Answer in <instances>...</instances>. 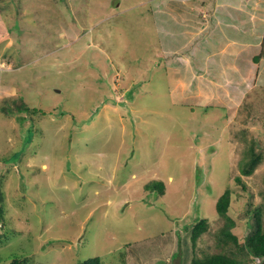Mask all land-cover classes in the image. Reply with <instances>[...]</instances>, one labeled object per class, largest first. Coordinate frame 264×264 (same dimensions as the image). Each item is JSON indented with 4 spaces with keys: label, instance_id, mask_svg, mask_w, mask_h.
I'll return each mask as SVG.
<instances>
[{
    "label": "rangeland",
    "instance_id": "374dc122",
    "mask_svg": "<svg viewBox=\"0 0 264 264\" xmlns=\"http://www.w3.org/2000/svg\"><path fill=\"white\" fill-rule=\"evenodd\" d=\"M146 1L0 0V107L21 97L31 108L63 113L47 116L49 132L27 145L28 123L0 111L7 219L0 224V263L16 255L30 264L95 256L104 264H187L193 254L183 226L206 218L195 256L225 249L240 264H264L218 243L223 220L214 209L228 188L227 215L240 244L249 210L262 207L264 226V66L239 64L234 78L225 67L212 71L216 58H197L217 30L212 0L206 11L192 7L196 0H180L190 1L194 15L170 12L186 31L170 29L174 39L156 46L159 16L151 18ZM3 23L10 32L2 33ZM108 85L112 103L102 101ZM130 90L133 98L119 105ZM82 120L95 131L77 133ZM252 143L263 158L243 175L239 165ZM153 181L163 183V194L150 188Z\"/></svg>",
    "mask_w": 264,
    "mask_h": 264
},
{
    "label": "trees",
    "instance_id": "16d2710c",
    "mask_svg": "<svg viewBox=\"0 0 264 264\" xmlns=\"http://www.w3.org/2000/svg\"><path fill=\"white\" fill-rule=\"evenodd\" d=\"M4 2V1H2ZM147 2V1H146ZM142 6H148V10L150 12V7H149V3L147 2L146 4H143ZM2 9V7H0V10ZM31 15H29L30 17ZM4 26L2 25V33H6V32H10L11 30L8 29L5 26V23H3ZM31 25H36L34 23V21L30 22ZM16 27V26H15ZM1 33V32H0ZM262 45H264V42L262 43ZM264 50V48H262ZM262 50V53L260 52V57L264 54V51ZM20 51H18L19 53ZM8 57V58H7ZM3 58H7L5 59V62H8V60H10V56L6 55L3 56ZM47 58L46 56H44L42 59ZM257 57L254 59L255 61H257ZM20 61V60H18ZM34 63L29 62L28 66L26 67H32ZM20 66H18V63L14 65L15 68H19L21 67V64H19ZM88 67L90 68H97L99 69V73L100 74V66H93L90 65V63L88 64ZM84 70L85 73V67H80ZM92 69V71H93ZM94 72V71H93ZM83 73V74H84ZM35 74L37 76H45L46 73L42 74V75H38L36 72ZM100 77H98L99 79ZM109 79V77H107ZM88 81V80H87ZM146 85V84H145ZM142 85L140 90H144V86ZM169 86V85H168ZM110 87L108 85V91L104 94V96H102V101H108V102H113V99L110 98L112 91H110ZM168 87L166 89V92H168ZM133 98V92L132 90H130L128 93L124 94V97L122 99V101L118 102L119 105H125V101H129L130 99ZM145 105L148 106V104L143 103ZM141 104V105H143ZM192 107V106H189ZM197 108V106H195ZM194 109V107H193ZM205 109V108H204ZM56 110L55 108H51V110H44V109H37V108H31L29 107L24 100L21 97H14V98H8L5 99L3 101V105L0 107V111L6 115L8 113L10 114H16L19 118L18 123H22V122H26L29 125V130L27 132L26 135H24L26 137V144L28 145L29 142H31V139L34 138V136L37 135L36 139L40 138L42 139L44 137V135L49 132V129L51 127V125H53L52 122H49L46 117L48 116H53L58 118L59 116H61L63 113H57V116H55L52 111ZM190 113H194L193 110H189ZM29 114V118H28V114ZM36 116V117H35ZM44 116V117H42ZM83 119V118H82ZM86 122V123H85ZM91 120H82L81 123H79L80 126H76V128H74L77 133H81L82 130L84 131V134L88 135L91 134L92 131H95L94 127H91ZM106 130H111L112 126L108 127L107 124L105 125ZM39 131V132H38ZM70 139V140H69ZM67 140H69V143H71V137H69ZM70 147V145H69ZM245 155H247V157L240 162V167H241V172L243 173V175H249L253 172V170L257 167V165H259V163L262 161L263 158V150L261 148H257V144H253L251 146H249L246 151H245ZM5 164H9L8 162H10L11 160L9 159H3ZM17 160V159H16ZM12 162V161H11ZM75 164L78 165V163L76 162ZM7 166V165H6ZM8 171V170H6ZM236 181L239 182L240 179L238 177H236ZM0 182L2 183L1 179ZM151 187L150 188H157V191L159 194H163V188L164 185L163 183H160V181H153L150 183ZM149 186V185H148ZM146 186L144 187L145 190H148L149 187ZM146 192V191H145ZM230 200H231V196H230V190L227 188L223 191V193L220 195V197L215 201V212L217 214V216L223 220V224L219 227L218 229V233H217V237L216 240L218 241V243L220 245H228V244H232L235 248H238L239 250H241L242 252H245V254L248 257H251V261H264V226L262 223V218H261V214L260 211L262 209L261 206H257L251 210H249V212H252V218L250 222H247V226H248V231L249 233L244 237V241L242 244H240L237 241V237L234 236L231 233V229L235 226L234 221L227 215V212L229 210V205H230ZM6 215H5V211H4V195L3 192L0 189V224L2 227L6 226ZM183 228L188 229L189 231V238H190V242H191V248H190V244L188 245V249L189 252L191 253L192 250V254L193 257L192 259H190V263L189 260L187 262V264H240V262H238L235 257L233 256L234 253H231V255H227L225 253V249L222 251H218L212 254H204L202 257H197L194 254V247H195V242L196 240L204 233L206 232V229H208V221L206 218H201L197 221H194L190 224H185L183 226ZM0 236H3L2 234H0ZM90 242V241H89ZM186 250L182 249L181 254L183 255V253H185ZM189 253V255H190ZM250 259V258H249ZM28 262V258H25L24 256L19 257V256H12L7 262H2L0 264H30L27 263ZM77 264H104L102 259L98 256L95 257H91L87 260H83V261H79L77 262Z\"/></svg>",
    "mask_w": 264,
    "mask_h": 264
},
{
    "label": "crops",
    "instance_id": "0c3cea01",
    "mask_svg": "<svg viewBox=\"0 0 264 264\" xmlns=\"http://www.w3.org/2000/svg\"><path fill=\"white\" fill-rule=\"evenodd\" d=\"M212 1L214 2L213 7L215 8L213 23L216 25L217 30L210 34L213 37L210 38L212 42L208 43V50L204 51L202 57L197 58L201 59L202 62H205V60L209 58H216L213 60L211 67L212 71L219 74V72H222V68L225 67L229 75L234 78L238 76L239 64L243 66L244 63H252V60L255 61L254 59L256 57L258 59L255 62L264 66V54L261 57L259 55L262 50V43L264 42V0ZM147 2L149 3L151 18L155 14L159 16L154 20L156 21L155 24L158 36L155 42L156 46L160 48H162V44L166 45L171 39H174L171 37L170 29L173 31L180 29V33H184V30L186 31L182 23L177 24V20L173 18L170 10H176L178 15H185L186 18H189L190 15H194V11L190 13L189 10L192 7L198 10L205 9V11L209 7V5H207V0H196V3L194 1L195 4H193L192 7H188L190 1L150 0ZM171 18H173L171 24L162 23L166 20L170 21ZM171 25H173L172 28ZM235 43L238 44L235 45ZM229 44H234V46L229 48V52L227 53ZM247 54L248 57L246 56ZM168 55H170V53H168ZM168 55L165 54V56ZM205 57H208V59ZM157 60L158 58H156V62ZM169 82H171V80ZM218 86L219 85H214L212 89ZM209 92L213 94L211 91ZM202 98L208 100L205 92H203Z\"/></svg>",
    "mask_w": 264,
    "mask_h": 264
},
{
    "label": "bare ground",
    "instance_id": "6f19581e",
    "mask_svg": "<svg viewBox=\"0 0 264 264\" xmlns=\"http://www.w3.org/2000/svg\"><path fill=\"white\" fill-rule=\"evenodd\" d=\"M264 95V94H263Z\"/></svg>",
    "mask_w": 264,
    "mask_h": 264
},
{
    "label": "clouds",
    "instance_id": "9594fccd",
    "mask_svg": "<svg viewBox=\"0 0 264 264\" xmlns=\"http://www.w3.org/2000/svg\"><path fill=\"white\" fill-rule=\"evenodd\" d=\"M169 259V258H168Z\"/></svg>",
    "mask_w": 264,
    "mask_h": 264
}]
</instances>
